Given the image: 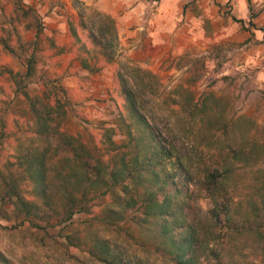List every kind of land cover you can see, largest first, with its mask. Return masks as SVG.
<instances>
[{"label":"rangeland","instance_id":"374dc122","mask_svg":"<svg viewBox=\"0 0 264 264\" xmlns=\"http://www.w3.org/2000/svg\"><path fill=\"white\" fill-rule=\"evenodd\" d=\"M19 5L32 7L38 21L32 13L24 16ZM101 14L113 22L103 20ZM102 23L115 26L117 35L107 43L113 58L92 37ZM39 27L38 44L28 46ZM17 36L26 44L24 51L15 45ZM4 39L15 52L5 47ZM34 49L36 70L27 77V58ZM131 68L137 80L153 83L154 99H144L150 120L172 135L180 155L195 156L201 168L223 160L232 146L264 141V0H0V113L8 124L0 164L14 160L35 140L31 101L23 91H16L8 70L25 80L24 88L32 98H43L49 87L57 88L69 101L61 129L107 160L127 148L123 116L127 122L135 121L117 79L118 70L131 73ZM189 93L206 103L202 112L207 114L192 131L181 120L186 112L177 103ZM109 127L115 128L117 147L106 141ZM261 156L264 159V148ZM54 163L55 171L75 167L71 159L66 166L58 157ZM262 175L263 163L240 167L228 184L232 209L238 218L249 215L250 223L258 219L250 210L258 200ZM186 184L185 178H178L179 188L186 189ZM190 187L195 190V206L209 210L213 204L200 184ZM168 189L175 191L176 186ZM60 194L56 191V200ZM110 200V196L94 200L96 212ZM93 215L74 217V228L86 240L100 232L143 253L134 221L128 220L117 232L104 230ZM2 216L0 212V251L15 264H75L56 246L44 244L43 233L28 222ZM59 231L60 227L51 229L54 235ZM215 246L222 252L233 250L235 261L264 264V249L253 234L222 237ZM240 249L245 258L238 254Z\"/></svg>","mask_w":264,"mask_h":264},{"label":"trees","instance_id":"16d2710c","mask_svg":"<svg viewBox=\"0 0 264 264\" xmlns=\"http://www.w3.org/2000/svg\"><path fill=\"white\" fill-rule=\"evenodd\" d=\"M18 8L24 16L32 13L38 21L32 7L19 5ZM101 18L113 22L108 15L101 14ZM41 32L39 27L36 39L27 45L38 44ZM116 35L115 26L106 23L92 32L94 41L110 58L114 54L109 52L107 43ZM3 42L7 49L16 51L7 39ZM15 45L22 51L26 47L19 36ZM27 62L25 75L31 77L36 70L35 49ZM131 69V73L118 70L117 79L127 110L135 121L127 122L123 116L128 138L124 146L127 148L107 160L92 154L76 137L61 129L69 101L57 88L49 87L43 92V98H32L24 88L25 80L8 70L17 85L16 91H23L31 101L35 140L14 160L0 164L2 217L28 222L35 231L43 233L40 240L44 244L56 246L75 264H247L242 259L235 261L231 255L233 250L222 252L215 245H219L222 237L246 233L255 235L264 249V175L259 178L258 200H254L250 210L258 217L254 223L249 222L247 214V217H237L228 189L238 168L264 164L262 156L259 157L264 141L232 146L223 153V160L213 165L204 164L201 168L195 156L180 155L181 149L172 135L164 132L158 122L150 120L144 99L146 96L154 99L153 83L137 80L133 75L135 70ZM184 99L177 102L186 112L181 120H185L192 131L196 121L206 120L207 114L202 112L206 103L200 98L199 102L192 94ZM7 125L5 114L0 113V155L8 135ZM115 133V128H106L109 146H119L113 139ZM57 157L63 166L71 159L75 167L53 170ZM178 178H185L186 189L177 186ZM192 183L200 184L211 199L213 206L206 212L194 204ZM171 186H176L175 191L168 189ZM56 191L61 193L57 200ZM106 196L111 200L96 212L94 206L97 204L93 201ZM91 212L94 213L92 219L99 220L104 230L121 232L124 223L134 221V231L138 230L137 243L143 253L124 247L117 239L100 232H94L86 240L74 228V217L78 213ZM56 227H60L58 235L51 232ZM238 254L245 258L242 249ZM0 264L15 262L0 251Z\"/></svg>","mask_w":264,"mask_h":264}]
</instances>
